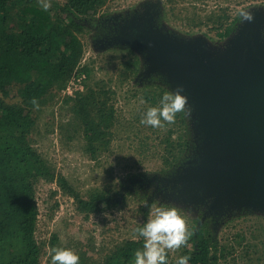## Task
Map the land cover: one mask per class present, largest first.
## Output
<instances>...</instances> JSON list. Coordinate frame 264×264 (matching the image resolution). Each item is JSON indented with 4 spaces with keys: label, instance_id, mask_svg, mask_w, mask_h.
<instances>
[{
    "label": "rangeland",
    "instance_id": "obj_1",
    "mask_svg": "<svg viewBox=\"0 0 264 264\" xmlns=\"http://www.w3.org/2000/svg\"><path fill=\"white\" fill-rule=\"evenodd\" d=\"M157 2L161 9L160 26L180 38L202 37L219 48L227 40L217 36L218 26L223 23L218 20L220 17L229 16L231 21L241 11L264 10V0H109L94 20L138 13ZM54 3L63 5L65 0H51V5ZM89 21L91 19L83 21L84 30L79 36L83 56L74 75L63 88L52 90L51 100L34 110L36 128L32 141L34 149L47 160L56 176L64 177L83 195L98 193L107 202H102L100 211L86 216L56 182L40 181L35 188L38 209L35 238L43 246L40 264H51L52 247L71 248L87 260V264H101L115 247L129 240L143 239L134 238L135 229L152 218L156 205L177 207L189 230L198 232L205 221L202 222V218L199 221L201 208L178 203L171 195L165 200L151 199L150 193L128 190L135 186L131 182L136 179L169 173L170 169L162 163V138L157 136L159 132L162 135L165 127L144 125L142 129L139 121H133V115L143 102L132 97L138 92V77L128 70L138 54L129 47L100 49L93 45L97 31ZM84 68L86 71H82ZM97 87L115 93V109L123 119L114 128L110 150L93 161L85 153L81 127L70 107L79 94ZM122 123L126 124L125 129ZM140 145H145L151 153L144 154ZM209 226L219 240L224 239L229 249L218 264H264L263 214L233 212L220 218L218 224L212 221ZM54 236L56 240L51 243ZM183 250L184 245L168 250V264H176Z\"/></svg>",
    "mask_w": 264,
    "mask_h": 264
},
{
    "label": "trees",
    "instance_id": "obj_2",
    "mask_svg": "<svg viewBox=\"0 0 264 264\" xmlns=\"http://www.w3.org/2000/svg\"><path fill=\"white\" fill-rule=\"evenodd\" d=\"M108 1L65 0L63 5L54 3L45 12L37 0H0V264H40L43 246L35 238V188L40 181L56 182L86 216L100 211L102 202H107L98 193L85 196L76 191L64 177L56 176L34 149L36 119L30 100L35 97L39 106L43 105L52 99V90L63 88L74 75L83 56L79 38L83 21L94 20ZM161 18L160 12L158 24ZM218 20L223 23L218 26L217 36L225 39L234 32L240 17L230 21L223 15ZM129 48L138 54L128 70L138 77V92L132 97L143 102L132 119L145 129L140 123L144 112L159 106L161 96L171 89L161 77L142 80L143 56L137 48ZM114 96L112 90L97 87L72 100L70 110L81 127L85 153L93 161L110 150L114 128L123 119L115 109ZM190 122L189 111L180 113L174 124L165 126L162 135L157 134L164 146L162 163L169 173L194 157L196 144ZM126 124L121 127L125 129ZM141 151L151 153L148 148ZM199 213L200 221L203 210ZM211 222L210 217L205 218L198 232L190 230L192 235L182 253L191 257L189 264H218L228 254L224 239L219 240L211 230ZM55 240L56 236L51 243ZM143 243V239L126 241L105 256L101 264H134V252ZM84 263L87 260L80 258V264Z\"/></svg>",
    "mask_w": 264,
    "mask_h": 264
},
{
    "label": "water",
    "instance_id": "obj_3",
    "mask_svg": "<svg viewBox=\"0 0 264 264\" xmlns=\"http://www.w3.org/2000/svg\"><path fill=\"white\" fill-rule=\"evenodd\" d=\"M237 24L223 46L180 38L157 19L160 3L119 26L108 46L137 48L140 76L161 77L187 97L194 157L164 178L174 201L219 219L264 215V10Z\"/></svg>",
    "mask_w": 264,
    "mask_h": 264
},
{
    "label": "clouds",
    "instance_id": "obj_4",
    "mask_svg": "<svg viewBox=\"0 0 264 264\" xmlns=\"http://www.w3.org/2000/svg\"><path fill=\"white\" fill-rule=\"evenodd\" d=\"M43 11L51 8V0H37ZM241 22L251 21L249 11H241ZM30 103L39 108L38 100L33 97ZM187 97L181 90L165 91L159 106L149 107L143 114L140 123L152 128H163L176 122L177 115L187 114ZM151 219L135 229L134 238H143V247L134 252V264H168V250L179 249L186 245L192 233L184 216L175 206L156 205ZM51 264H80V256L71 248L52 247L49 252ZM189 255L180 256L176 264H189Z\"/></svg>",
    "mask_w": 264,
    "mask_h": 264
},
{
    "label": "flooded vegetation",
    "instance_id": "obj_5",
    "mask_svg": "<svg viewBox=\"0 0 264 264\" xmlns=\"http://www.w3.org/2000/svg\"><path fill=\"white\" fill-rule=\"evenodd\" d=\"M147 6L139 11L138 13L134 14H126L122 16H104L102 18H98L96 20L89 21V25L93 27V30L97 31V34L92 39L93 45L100 49H107V48H117L118 46H108V41L113 38L117 31L119 30V26L127 21L134 15H138L142 12H145ZM171 173L165 174L163 176H152V177H143L141 179H136L135 181L131 182L135 185L133 188L128 190L133 191H141L142 193H150L151 199H159L162 198L165 200L167 197L171 195V188L167 186L166 181L164 178L170 176ZM198 209V208H196ZM210 217L214 224L216 223L215 217L212 215H208L206 218Z\"/></svg>",
    "mask_w": 264,
    "mask_h": 264
}]
</instances>
